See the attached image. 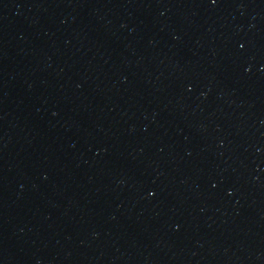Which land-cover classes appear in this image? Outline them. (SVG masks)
<instances>
[{"label": "water", "instance_id": "obj_1", "mask_svg": "<svg viewBox=\"0 0 264 264\" xmlns=\"http://www.w3.org/2000/svg\"><path fill=\"white\" fill-rule=\"evenodd\" d=\"M0 264H264V0H0Z\"/></svg>", "mask_w": 264, "mask_h": 264}]
</instances>
